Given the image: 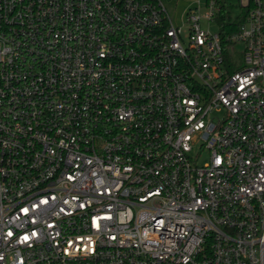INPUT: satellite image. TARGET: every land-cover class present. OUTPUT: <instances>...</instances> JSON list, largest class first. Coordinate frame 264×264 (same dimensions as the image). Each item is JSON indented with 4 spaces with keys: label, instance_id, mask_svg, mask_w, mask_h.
Instances as JSON below:
<instances>
[{
    "label": "built area",
    "instance_id": "built-area-1",
    "mask_svg": "<svg viewBox=\"0 0 264 264\" xmlns=\"http://www.w3.org/2000/svg\"><path fill=\"white\" fill-rule=\"evenodd\" d=\"M241 7L223 33L0 0V264H264V0Z\"/></svg>",
    "mask_w": 264,
    "mask_h": 264
},
{
    "label": "rangeland",
    "instance_id": "rangeland-1",
    "mask_svg": "<svg viewBox=\"0 0 264 264\" xmlns=\"http://www.w3.org/2000/svg\"><path fill=\"white\" fill-rule=\"evenodd\" d=\"M166 4L170 14L173 16L176 22L182 23L185 18V12L190 7L199 6V13L202 14V28L204 30H210L212 32H216L219 30V24L217 21L213 20L209 21L205 16L206 13L209 12V7L207 6L206 0H163ZM219 3L217 4L218 8L222 9L223 13L226 16H230L232 19H235L242 12L241 0H217ZM246 1V0H243ZM218 12V9H217ZM219 14V13H218ZM238 50L242 51L244 48L243 43L236 44ZM199 153L198 147L195 148L193 155L196 156ZM210 152L208 150H204L201 155L198 156V163L203 164L209 160Z\"/></svg>",
    "mask_w": 264,
    "mask_h": 264
},
{
    "label": "trees",
    "instance_id": "trees-1",
    "mask_svg": "<svg viewBox=\"0 0 264 264\" xmlns=\"http://www.w3.org/2000/svg\"><path fill=\"white\" fill-rule=\"evenodd\" d=\"M217 3H219V1H217ZM223 5H222V9L219 12V15L217 17L218 23H219V27L221 29V31H223V33H231L237 30L238 25L241 21V17L238 18L237 20L232 21L230 16H226L223 13Z\"/></svg>",
    "mask_w": 264,
    "mask_h": 264
}]
</instances>
